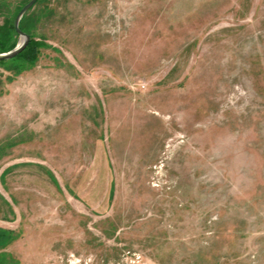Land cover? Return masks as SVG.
Listing matches in <instances>:
<instances>
[{
	"label": "rangeland",
	"instance_id": "obj_1",
	"mask_svg": "<svg viewBox=\"0 0 264 264\" xmlns=\"http://www.w3.org/2000/svg\"><path fill=\"white\" fill-rule=\"evenodd\" d=\"M27 1L0 0L5 48ZM20 25L1 264H264V0H36Z\"/></svg>",
	"mask_w": 264,
	"mask_h": 264
},
{
	"label": "water",
	"instance_id": "obj_2",
	"mask_svg": "<svg viewBox=\"0 0 264 264\" xmlns=\"http://www.w3.org/2000/svg\"><path fill=\"white\" fill-rule=\"evenodd\" d=\"M35 1L36 0H28L26 3H24L22 5V7L16 13V15H15V17L13 19V27H14V30L16 31V33L20 36V40L18 41V43L13 48H11V49H9L7 51L0 52V60L9 59V58L17 55L27 45L30 37H29V35L26 32L22 31L19 28V21H20L22 15L25 13V11L27 9H29L35 3Z\"/></svg>",
	"mask_w": 264,
	"mask_h": 264
},
{
	"label": "trees",
	"instance_id": "obj_3",
	"mask_svg": "<svg viewBox=\"0 0 264 264\" xmlns=\"http://www.w3.org/2000/svg\"><path fill=\"white\" fill-rule=\"evenodd\" d=\"M12 27H13V23H12ZM19 28L22 30V31H24V29L21 27V25H20V21H19ZM13 30H14V27H13ZM15 31V30H14ZM16 32V31H15ZM24 32H26V31H24ZM28 34V33H27ZM29 41H28V43H27V45L25 46V48L20 52V53H18L17 55H15V56H24V58L26 59V60H28V61H30V62H32L33 61V59H34V57H35V54H36V43L34 42V41H32V38H31V36L29 35ZM5 41H3V40H1L0 39V52H2V51H4V50H8V49H10L11 47H9V48H5L6 46H5ZM3 60H5V59H2V60H0V62L1 61H3ZM4 237H6V235H3ZM9 238L8 237H6V239H5V241L6 240H8ZM4 254V253H3ZM4 256V255H3ZM0 264H1V258H0Z\"/></svg>",
	"mask_w": 264,
	"mask_h": 264
}]
</instances>
